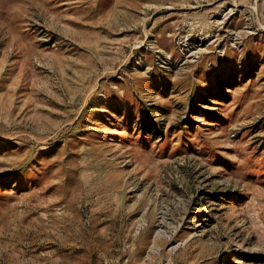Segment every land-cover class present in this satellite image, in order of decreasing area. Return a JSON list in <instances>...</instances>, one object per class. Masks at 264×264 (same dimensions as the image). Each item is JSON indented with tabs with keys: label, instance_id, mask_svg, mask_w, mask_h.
<instances>
[{
	"label": "rangeland",
	"instance_id": "obj_1",
	"mask_svg": "<svg viewBox=\"0 0 264 264\" xmlns=\"http://www.w3.org/2000/svg\"><path fill=\"white\" fill-rule=\"evenodd\" d=\"M0 264H264V0H0Z\"/></svg>",
	"mask_w": 264,
	"mask_h": 264
}]
</instances>
